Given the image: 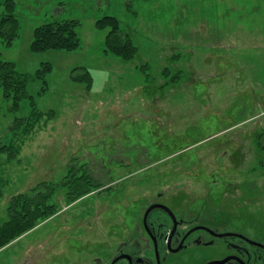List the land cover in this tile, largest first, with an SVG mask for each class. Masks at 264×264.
<instances>
[{
	"label": "rangeland",
	"instance_id": "obj_1",
	"mask_svg": "<svg viewBox=\"0 0 264 264\" xmlns=\"http://www.w3.org/2000/svg\"><path fill=\"white\" fill-rule=\"evenodd\" d=\"M14 1L20 34L0 42V57L28 76L34 106L51 114L14 131L30 107L24 100L11 113L0 90V141L18 148L0 155V223L13 195L51 184L56 211L1 247L0 264H84L94 250L107 258L122 245L144 247L139 219L163 191L164 203L182 194L189 206L195 192L225 191L229 225L264 242V0ZM104 14L132 34L133 60L104 53L94 28ZM64 18L80 20L79 47L32 51L33 28ZM75 67L89 71L92 88L73 80ZM81 174L98 186L70 199L73 183L63 181ZM162 220L153 212L147 228L160 250ZM191 247L184 262L196 264L203 246Z\"/></svg>",
	"mask_w": 264,
	"mask_h": 264
},
{
	"label": "trees",
	"instance_id": "obj_2",
	"mask_svg": "<svg viewBox=\"0 0 264 264\" xmlns=\"http://www.w3.org/2000/svg\"><path fill=\"white\" fill-rule=\"evenodd\" d=\"M0 4L4 7V12L0 15V42L11 46L20 34V20L16 14L14 0H0ZM80 24L81 22L77 18H64L36 25L33 28L30 42L31 50L40 52L51 49L66 51L77 49L80 45L77 31ZM94 28L104 31L105 54L117 56L125 61L133 60L137 56L138 47L134 44L130 31L122 29L116 16L104 14L98 17L94 22ZM138 69L144 70L145 64L138 65ZM49 70V63H42L36 72V77L44 80L45 74ZM71 72L75 82L84 84L88 90L92 88L93 78L86 68L75 67ZM28 80V76L19 72L12 60L0 57V90L4 98L10 102V112L18 113L24 100L30 107L28 115L17 116L13 119L11 129L14 131L22 128L29 132L43 118L45 120L51 114L50 111L45 113L34 106L33 96L27 91ZM44 86H42V90H44ZM257 143L261 149H264V143H261L260 140ZM4 152L7 154V159H12L18 153V148L13 144H5L0 141V155ZM70 175L63 181L67 185L73 183L71 191H67V196L70 199L74 200L89 192L93 186H98L93 183L90 176L81 174L71 180ZM49 186L50 188L47 187L45 192L39 191L35 195L28 193L13 195L8 204V215L4 222L0 223V248L56 211V206L49 202L55 185Z\"/></svg>",
	"mask_w": 264,
	"mask_h": 264
},
{
	"label": "flooded vegetation",
	"instance_id": "obj_3",
	"mask_svg": "<svg viewBox=\"0 0 264 264\" xmlns=\"http://www.w3.org/2000/svg\"><path fill=\"white\" fill-rule=\"evenodd\" d=\"M181 192V191H180ZM189 206L185 203L182 194L173 198L170 196V204L164 203L168 198L166 191L163 196L156 193L155 201L150 202L143 209L139 219L146 237L151 241L144 247L133 245H122L112 251V255L103 257L100 251L94 250V254L84 257V264H187L184 262L187 256L193 253L191 246L201 247L203 256L196 264H218L216 261L225 262L221 264H264V242L252 237H248L237 228L229 225L231 213L220 211V205L227 202L223 198L225 191H221V196L217 198L214 194L205 195L195 192ZM190 197V196H189ZM231 197V195H230ZM220 204L215 205L217 202ZM231 201V200H230ZM206 204H203L205 203ZM210 203L209 205L207 203ZM231 204V202H228ZM158 213L163 220V249L157 248L147 230L150 217ZM216 215V219L210 221L209 218ZM227 218L220 220V217ZM198 244L189 246L190 241ZM190 248H192L190 250ZM162 251V257L160 256ZM201 251L196 250V254ZM183 257H181V256ZM189 264V263H188Z\"/></svg>",
	"mask_w": 264,
	"mask_h": 264
},
{
	"label": "water",
	"instance_id": "obj_4",
	"mask_svg": "<svg viewBox=\"0 0 264 264\" xmlns=\"http://www.w3.org/2000/svg\"><path fill=\"white\" fill-rule=\"evenodd\" d=\"M226 260H228V259H225V260H222V261H216L218 264H221V263H223V262H225Z\"/></svg>",
	"mask_w": 264,
	"mask_h": 264
},
{
	"label": "crops",
	"instance_id": "obj_5",
	"mask_svg": "<svg viewBox=\"0 0 264 264\" xmlns=\"http://www.w3.org/2000/svg\"><path fill=\"white\" fill-rule=\"evenodd\" d=\"M132 35V34H131ZM132 38H133V36H132Z\"/></svg>",
	"mask_w": 264,
	"mask_h": 264
}]
</instances>
